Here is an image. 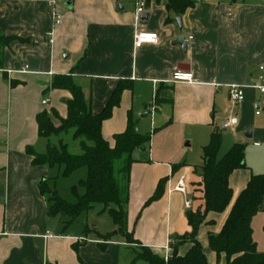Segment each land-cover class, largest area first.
<instances>
[{"label": "crops", "instance_id": "1", "mask_svg": "<svg viewBox=\"0 0 264 264\" xmlns=\"http://www.w3.org/2000/svg\"><path fill=\"white\" fill-rule=\"evenodd\" d=\"M146 1L143 14L148 17L141 20L134 0H0V32L20 38L1 53L0 264H147L136 259L140 247L167 260L174 254V238L192 230L187 212L204 210L199 169L203 148L216 131L222 134L219 155L235 143L246 146L245 167L229 178L230 207L210 212L198 233L208 261L226 264L210 248L209 234L221 230L252 175L264 174V95L252 87L264 66V0H198L182 15L169 9V0ZM56 14L61 15L59 25ZM140 31L157 33L159 42L136 48ZM180 36L186 37V50L174 44ZM25 65L29 71L20 72ZM178 69L193 72L194 81H173ZM57 74L78 78L94 114L102 112L121 81L131 85L103 122L102 135L113 146L129 115L140 134H151L132 153L126 212L128 231L137 243L117 235L114 222L105 230L88 222L64 230L67 217L49 216L40 184L47 180L62 194L58 181L64 166L34 164L27 148L47 149L38 132L39 113L68 115L66 100L72 95L52 88ZM232 84L245 86L246 99L238 108L229 102ZM154 98L152 118L147 111ZM230 117L234 126L225 128ZM54 124L60 121L54 118ZM183 176L187 195L172 191ZM163 178V195L146 206ZM186 198L192 201L189 210ZM252 227L257 249L264 252V198ZM97 232L115 236L104 241ZM80 237L85 240L79 242ZM190 247V241L182 242L177 254L184 256Z\"/></svg>", "mask_w": 264, "mask_h": 264}, {"label": "trees", "instance_id": "2", "mask_svg": "<svg viewBox=\"0 0 264 264\" xmlns=\"http://www.w3.org/2000/svg\"><path fill=\"white\" fill-rule=\"evenodd\" d=\"M197 1L169 0L168 7L177 15H182L187 9L194 7ZM16 39L20 38L9 37L0 32V66L3 49ZM51 86L53 89L68 90L71 93L72 97L66 100L68 115L62 118L54 110L39 113L38 132L40 138L47 141V149L44 153H39L28 147L27 152L34 157V164L64 166L63 177H70L82 168L87 169V176L72 187L76 197L74 203L65 200L58 189L51 187L47 180L41 182L40 191L47 196L49 202V216L67 217L65 230L95 205H101V212H107L117 226L116 234L123 236L129 243H137L128 231L126 212L130 197L131 166L134 161L132 153L149 142L151 134H140L129 115L126 130L115 135L113 146L102 135L103 122L112 116L114 108L120 105L122 93L131 85L127 81H121L99 114L92 112L90 99L74 74L55 75ZM54 118L60 121L59 126L54 124ZM67 139L78 142L80 152H72ZM221 146L222 134L216 131L212 133L209 144L203 148L204 162L199 172L204 210L187 212L191 232L174 238V254L167 260L146 247H140L136 259H143L147 264H211L198 240L200 227L206 223L210 212L223 213L230 207L233 190L229 178L235 170L245 167L246 146L243 143H235L225 155L219 157ZM166 182L167 178L160 179L146 206L163 195ZM79 188L84 189L83 194L79 193ZM263 198L264 174L252 175L231 206L221 230L209 234L210 248L217 254L218 259L223 255L226 264H264V252L257 249L252 227V220L260 211ZM89 232L90 229L86 228L84 233ZM97 235L104 241H109L115 233L103 235L97 232ZM184 241H190L191 247L184 256L178 255V246Z\"/></svg>", "mask_w": 264, "mask_h": 264}, {"label": "built area", "instance_id": "3", "mask_svg": "<svg viewBox=\"0 0 264 264\" xmlns=\"http://www.w3.org/2000/svg\"><path fill=\"white\" fill-rule=\"evenodd\" d=\"M134 3L136 5V10H135L136 16L139 18L146 11L147 1L146 0H134ZM60 23H61V15L56 14V25H59ZM158 42H159V35L155 32L140 31L136 34L135 39H134V45L136 48H140L144 44H157ZM28 71H29L28 65H25L20 70V72L22 73H25ZM173 81L192 82L194 81V74L191 71H184V70L178 69L173 73ZM252 87L255 90H257L259 93L264 95V66L263 65L259 67V74L257 76V80L252 85ZM245 99H246L245 86L232 84L230 87V91H229L230 104L233 105L235 108H238L244 103ZM48 102L49 100L47 98L42 101L44 105H46ZM156 110H157V105H156V100L154 98V100L148 107L147 112L148 114L151 115L152 118H154ZM255 113L256 115H260L261 113L260 107ZM223 126L225 128L227 127L232 128L234 126V117H230ZM172 191H178V192L183 193L184 195H187V186H186L185 176L179 179L176 186L173 187ZM185 207L188 210L192 208L191 199L186 198ZM77 240L81 242V241H84L85 239L80 237Z\"/></svg>", "mask_w": 264, "mask_h": 264}, {"label": "rangeland", "instance_id": "4", "mask_svg": "<svg viewBox=\"0 0 264 264\" xmlns=\"http://www.w3.org/2000/svg\"><path fill=\"white\" fill-rule=\"evenodd\" d=\"M226 132V131H225ZM223 132V134H225ZM70 145V150L72 152L78 153L80 152V147L78 145V142H74L71 139H67ZM227 148L224 147L221 150L220 157L223 156L227 152ZM74 174V173H73ZM71 175L70 177H63L60 178L58 181V188H60L61 196L67 200L68 202L74 203L76 202V197L74 196L72 192V187L75 185H78L79 179H83L86 177V170L85 168H82L78 172H76L74 175ZM80 189V188H79ZM102 206L101 205H95L94 208L89 210L87 213H84L81 215L74 223L73 226L74 228H80V224H83L85 226L88 222L89 225L97 224V226L102 230L109 228L113 225V221L109 214L107 212H101ZM101 212V213H100ZM116 231V230H114Z\"/></svg>", "mask_w": 264, "mask_h": 264}, {"label": "water", "instance_id": "5", "mask_svg": "<svg viewBox=\"0 0 264 264\" xmlns=\"http://www.w3.org/2000/svg\"><path fill=\"white\" fill-rule=\"evenodd\" d=\"M148 17V14H142L141 16H140V19L142 20V19H146ZM177 22L179 23V25L180 26H182V22H181V18L179 17V18H177ZM174 44H179V45H181L183 48H184V50H186L187 49V46H188V44H187V40H186V37H184V36H180V37H178L175 41H174Z\"/></svg>", "mask_w": 264, "mask_h": 264}]
</instances>
